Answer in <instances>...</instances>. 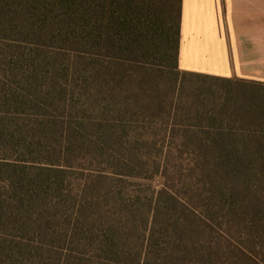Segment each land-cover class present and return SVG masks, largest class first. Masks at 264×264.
I'll list each match as a JSON object with an SVG mask.
<instances>
[{"label": "trees", "instance_id": "16d2710c", "mask_svg": "<svg viewBox=\"0 0 264 264\" xmlns=\"http://www.w3.org/2000/svg\"><path fill=\"white\" fill-rule=\"evenodd\" d=\"M181 13L0 0V152L22 156L0 163V264H264V83L181 71ZM124 116L172 118L190 204L166 187L127 199L102 174L72 187L86 154L121 182L141 171Z\"/></svg>", "mask_w": 264, "mask_h": 264}, {"label": "crops", "instance_id": "0c3cea01", "mask_svg": "<svg viewBox=\"0 0 264 264\" xmlns=\"http://www.w3.org/2000/svg\"><path fill=\"white\" fill-rule=\"evenodd\" d=\"M178 68L264 83V0H182Z\"/></svg>", "mask_w": 264, "mask_h": 264}, {"label": "rangeland", "instance_id": "374dc122", "mask_svg": "<svg viewBox=\"0 0 264 264\" xmlns=\"http://www.w3.org/2000/svg\"><path fill=\"white\" fill-rule=\"evenodd\" d=\"M180 95V91L176 92ZM175 96L178 98L179 96ZM98 117L91 115L89 121L93 122ZM128 118L124 116L122 119V136L124 140L136 143L137 153L143 159L144 165L138 174L131 177H124L118 181L116 175L117 168L104 157H97L86 154L84 159L79 158V162L73 164V169H78V173L74 174V184L77 187L80 180L87 175L102 174L108 178L107 183L110 187H122L123 196L127 199H133L137 195L147 200L162 187H166L175 192L184 202L189 203L192 200L191 184L193 182L192 172L190 171V159L187 153L182 152L180 148V136L170 131L172 118L164 117H138L137 125L128 124ZM145 120V121H142ZM142 121V122H141ZM95 122V121H94ZM137 130V131H135ZM95 130L89 133V138L94 139ZM154 143L153 145L151 143ZM8 156V157H7ZM16 153L0 152V163L6 158L7 161H15L21 158ZM39 161L37 166L43 167L53 166L64 168L68 165L66 162L60 161L56 165H49ZM83 173V174H82ZM80 174L83 176H80Z\"/></svg>", "mask_w": 264, "mask_h": 264}]
</instances>
